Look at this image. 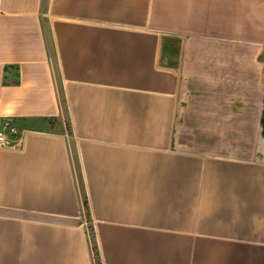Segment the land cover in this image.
Wrapping results in <instances>:
<instances>
[{
	"label": "crops",
	"instance_id": "0c3cea01",
	"mask_svg": "<svg viewBox=\"0 0 264 264\" xmlns=\"http://www.w3.org/2000/svg\"><path fill=\"white\" fill-rule=\"evenodd\" d=\"M7 119L0 264H264V0H0Z\"/></svg>",
	"mask_w": 264,
	"mask_h": 264
},
{
	"label": "built area",
	"instance_id": "2783aa9c",
	"mask_svg": "<svg viewBox=\"0 0 264 264\" xmlns=\"http://www.w3.org/2000/svg\"><path fill=\"white\" fill-rule=\"evenodd\" d=\"M20 133L18 126L9 119L5 120L0 126V148L7 147L11 139Z\"/></svg>",
	"mask_w": 264,
	"mask_h": 264
},
{
	"label": "rangeland",
	"instance_id": "374dc122",
	"mask_svg": "<svg viewBox=\"0 0 264 264\" xmlns=\"http://www.w3.org/2000/svg\"><path fill=\"white\" fill-rule=\"evenodd\" d=\"M185 130L186 131H192V129L194 128H198V125H194V124H192V123H187V122H185ZM217 126H218V128H221L222 130H224L225 129V124H216ZM235 125H233V127H232V130H233V132H238V131H240L239 129H236L235 127H234ZM243 129H244V127H243ZM242 131V130H241ZM254 131H255V128H254V126H252L251 124L249 125V132L251 133V134H255L254 133ZM258 142H260V140H257L256 138L255 139H250L249 141H248V145H249V147H252L253 146V144H257V145H259L258 144ZM261 145V144H260ZM259 145V146H260ZM85 209H87L86 208V206H85ZM83 222H84V225H85V227L87 228V230L90 232V238L92 239V234H91V224H90V218H89V215L86 213L85 214V216H84V219H83ZM92 243H93V239H92ZM93 245H94V243H93Z\"/></svg>",
	"mask_w": 264,
	"mask_h": 264
},
{
	"label": "trees",
	"instance_id": "16d2710c",
	"mask_svg": "<svg viewBox=\"0 0 264 264\" xmlns=\"http://www.w3.org/2000/svg\"><path fill=\"white\" fill-rule=\"evenodd\" d=\"M86 206H87V202H86ZM92 239H93V243H94V250H95V252H96V259H97V262H98V264H101L100 259H99V252H98L97 244H96V240H95V235H94L93 232H92Z\"/></svg>",
	"mask_w": 264,
	"mask_h": 264
}]
</instances>
